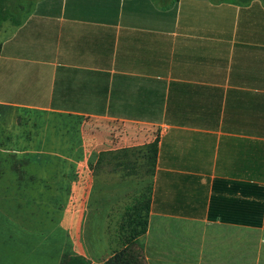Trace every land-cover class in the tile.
<instances>
[{
	"label": "crops",
	"instance_id": "crops-1",
	"mask_svg": "<svg viewBox=\"0 0 264 264\" xmlns=\"http://www.w3.org/2000/svg\"><path fill=\"white\" fill-rule=\"evenodd\" d=\"M171 1L33 0L0 26V109L155 134L147 264H264V0ZM4 145L0 264H106L74 143L46 125Z\"/></svg>",
	"mask_w": 264,
	"mask_h": 264
},
{
	"label": "rangeland",
	"instance_id": "rangeland-1",
	"mask_svg": "<svg viewBox=\"0 0 264 264\" xmlns=\"http://www.w3.org/2000/svg\"><path fill=\"white\" fill-rule=\"evenodd\" d=\"M32 1L0 0V26H14L16 20L24 19L31 10ZM156 1L159 3V0ZM16 119L22 124L20 129L14 128ZM46 125L49 133H54L55 139L61 142L70 140V146L74 143L77 188L87 193L86 174L93 175V201L97 198L102 200L98 201L101 209L98 207L97 211V219L102 226L94 229V232L108 240V254L119 252L135 237L139 239L147 224L157 155L155 134L151 135L150 143L147 138L125 142L122 138L127 131L107 121L0 109V148H5L4 141L7 144L23 138L35 141ZM85 152L89 159L94 156L89 169L78 166L85 158ZM4 166L0 159V169Z\"/></svg>",
	"mask_w": 264,
	"mask_h": 264
},
{
	"label": "trees",
	"instance_id": "trees-1",
	"mask_svg": "<svg viewBox=\"0 0 264 264\" xmlns=\"http://www.w3.org/2000/svg\"><path fill=\"white\" fill-rule=\"evenodd\" d=\"M156 1V0H155ZM249 0H244L248 2ZM159 5L163 7H170L173 2L171 0H159ZM24 22V19H19L15 21V26H20ZM155 148L157 144L155 143ZM146 228L143 230L141 235L145 234ZM140 235V236H141ZM62 264H89V262L80 256L66 257ZM106 264H147L144 256L143 246L135 237L130 242H127L123 249L119 252H115L112 258Z\"/></svg>",
	"mask_w": 264,
	"mask_h": 264
}]
</instances>
